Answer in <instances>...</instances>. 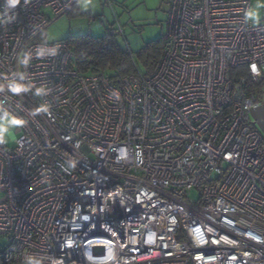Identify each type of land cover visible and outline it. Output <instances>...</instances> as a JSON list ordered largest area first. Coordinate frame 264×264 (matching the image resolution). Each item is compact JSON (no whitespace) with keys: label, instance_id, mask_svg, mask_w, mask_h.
Listing matches in <instances>:
<instances>
[{"label":"built area","instance_id":"obj_1","mask_svg":"<svg viewBox=\"0 0 264 264\" xmlns=\"http://www.w3.org/2000/svg\"><path fill=\"white\" fill-rule=\"evenodd\" d=\"M76 1L0 0V264H264L251 0H169L157 68L116 81L41 39Z\"/></svg>","mask_w":264,"mask_h":264},{"label":"rangeland","instance_id":"obj_2","mask_svg":"<svg viewBox=\"0 0 264 264\" xmlns=\"http://www.w3.org/2000/svg\"><path fill=\"white\" fill-rule=\"evenodd\" d=\"M168 2L169 0H78L77 7L81 14L66 12L54 18L45 28L41 39L54 42L84 33L99 36L119 23L124 33L116 36L117 42L136 56L135 53L147 42L165 35ZM250 3L249 20H262L264 0H251ZM259 91L262 95L260 100L264 101V86ZM13 130L14 123L9 120L6 141L10 147L14 145L9 139L14 135ZM0 132L5 133L4 122L0 123ZM4 243L5 238L0 235V246Z\"/></svg>","mask_w":264,"mask_h":264},{"label":"trees","instance_id":"obj_3","mask_svg":"<svg viewBox=\"0 0 264 264\" xmlns=\"http://www.w3.org/2000/svg\"><path fill=\"white\" fill-rule=\"evenodd\" d=\"M67 13L81 14L76 2ZM116 36L110 27L106 33L99 36L84 33L68 36L62 41L71 46L74 64L79 71H100L112 81L136 72L150 74L157 68L161 57L163 37L147 42L134 56L131 51L117 42ZM138 65H141V68ZM236 74H245V69L236 70ZM262 86H264V79L254 88L259 91Z\"/></svg>","mask_w":264,"mask_h":264},{"label":"clouds","instance_id":"obj_4","mask_svg":"<svg viewBox=\"0 0 264 264\" xmlns=\"http://www.w3.org/2000/svg\"><path fill=\"white\" fill-rule=\"evenodd\" d=\"M7 3H8L9 7H15L19 3V0H7ZM12 88L18 89V92L14 93V94H19L21 92L27 91V89L21 84H12V85L9 86V90L11 91ZM44 91L45 90L43 88L40 89V92H44ZM0 118L3 119L4 124H5V133H4L3 138L6 139V137H7V129H8V121L9 120H13V121L20 120L21 118L14 117V116L11 115V113H8L7 111H3V110H0ZM20 125H22V123L16 124L14 126H20ZM34 264H38V262H34Z\"/></svg>","mask_w":264,"mask_h":264},{"label":"water","instance_id":"obj_5","mask_svg":"<svg viewBox=\"0 0 264 264\" xmlns=\"http://www.w3.org/2000/svg\"><path fill=\"white\" fill-rule=\"evenodd\" d=\"M251 115L256 125L264 135V102L251 110Z\"/></svg>","mask_w":264,"mask_h":264},{"label":"crops","instance_id":"obj_6","mask_svg":"<svg viewBox=\"0 0 264 264\" xmlns=\"http://www.w3.org/2000/svg\"><path fill=\"white\" fill-rule=\"evenodd\" d=\"M77 2H78V0L76 1V5H77ZM263 19H264V18H263ZM263 19H262V20H263ZM260 21H261V20H260Z\"/></svg>","mask_w":264,"mask_h":264}]
</instances>
